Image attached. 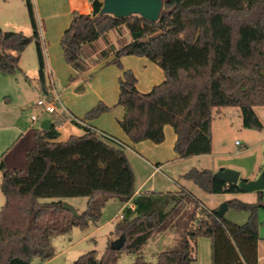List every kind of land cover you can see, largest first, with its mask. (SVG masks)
I'll return each instance as SVG.
<instances>
[{"label": "trees", "instance_id": "obj_1", "mask_svg": "<svg viewBox=\"0 0 264 264\" xmlns=\"http://www.w3.org/2000/svg\"><path fill=\"white\" fill-rule=\"evenodd\" d=\"M103 0L91 1L88 13L72 12L69 26L60 38L65 62L77 73H85L88 61L120 66L124 55L145 56L163 70L164 78L147 92L137 89V79L124 69L118 79L117 105L123 116L119 125L132 142L150 140L160 144L164 126H171L177 158L209 154L210 126L215 109L238 107L242 127L261 130L254 107L264 106V0H165L157 21L138 15L115 18L100 14ZM31 33L5 31L0 27V72L19 71L24 48L34 43L38 81L43 92L44 59L32 0H25ZM125 25L130 40L117 47L96 50L94 43L106 32ZM112 51L113 57L107 60ZM75 77L72 76L71 80ZM100 101L84 119L107 111ZM82 119V120H84ZM63 115H53L48 130L35 129L34 145L25 152L24 171L7 169L0 162V264H31L33 258L47 260L55 254L54 236L73 227L86 228L97 222L102 207L111 198L124 206L123 217L109 236L124 235V245L115 250L110 240L100 255L96 249L76 257L73 264H113L123 251L133 255L129 264H151L143 257L147 240L175 227L178 243L158 253L156 264H192L188 236L207 237L211 264H258L257 210L262 203L237 198L228 208L249 212L244 223L231 222L217 209L201 207L199 198L180 187L177 191L134 195L135 175L122 148L84 128L81 135L58 141L56 124ZM214 172L190 168L181 175L210 194L242 192L237 184L214 178ZM86 197L80 216L62 207V201ZM201 207V208H200ZM198 208L199 211H198Z\"/></svg>", "mask_w": 264, "mask_h": 264}, {"label": "rangeland", "instance_id": "obj_2", "mask_svg": "<svg viewBox=\"0 0 264 264\" xmlns=\"http://www.w3.org/2000/svg\"><path fill=\"white\" fill-rule=\"evenodd\" d=\"M164 1L165 0H163V2ZM0 27L5 31H21L25 35H29L31 33L25 0H0ZM129 40L130 33L123 24L116 27L115 29L107 31L106 36L104 38L98 39L94 43V46L98 51H100V49L102 48L109 50L110 46H113L110 44V42L114 43V45H118L119 43H123L124 41ZM47 47L48 51L50 52L51 58H53L56 54L57 49H59L60 51V40L54 41L52 45L50 42L49 45L46 46V48ZM22 52L23 70H29L30 68H33L36 64L37 57L34 43L28 44ZM124 56L127 57V60H123L120 58V66L115 63H107L106 65L101 66L99 65V63L93 64L95 63V59L99 58L98 55H95L88 61V64H90V69L85 73L79 74L72 68H70V66L65 62L62 53L63 65L66 68H64L62 64L61 66L53 65L54 73L52 76L50 75V77L46 79V83L48 84L49 79H52L53 86L56 87V90L60 95L61 104H63V106L68 110H72V107L76 108V112L74 113L82 119H84L85 114L90 111V109L94 107L99 101L106 106H109L107 111L90 117V119L87 120L95 119L109 125V127L113 130H119L120 135L118 136H120V138H122L124 141H127L131 146L135 147V149L139 150L143 156L147 157L152 162L153 160L150 154L146 152L145 149L141 151V148L145 143L151 144L152 148L154 149L160 148L161 151H159V154L164 158H170L174 154L175 159H178L177 155L173 151V146L170 145L171 141L168 138H165L160 144H154L147 139H143V141L139 142H132L131 139L127 137V135H125V133L121 129L117 120L120 116L121 110L120 106L116 105L118 97V77L122 76L124 69H130L137 79L136 84H138L139 89L151 88L149 84V77L147 75L149 69H146L143 65L140 64L138 60L140 59V57L133 55ZM54 58L53 64H56ZM72 76H74L75 78L71 80ZM39 96L42 97L43 94H40ZM28 98H31L32 100H34L33 102H35V100L37 99V95L30 94ZM36 110L39 111L40 108L37 107ZM261 110L262 109H258V112L264 119V114L261 112ZM56 115H63L65 120L71 118L67 113L63 112H60ZM239 129L240 130H233V132H231L230 138L226 143V149L231 153H234L235 151L244 152L240 156L232 154L231 158L234 157L236 159H241L244 164L249 167V169L253 168L254 171H256L255 173H258V170L256 168L261 167L262 169L264 165V143H260L262 139H264V129H262L261 131L251 129L248 132L247 130H243L241 126ZM248 134H254L255 137L253 138L251 136H246ZM237 142L240 144H238ZM124 154L126 156H131L130 160L132 161V165L135 168V172L137 174L136 183L134 182L135 188V186L143 182L145 178L151 173V169L135 155L129 154L128 150L124 151ZM197 159L200 160L198 161ZM197 159L191 156L179 160H173L170 162L168 168H162V174L158 173L151 176L149 183H152L154 187L156 189H159L160 191H175L178 190V186L180 185V183H185L188 189H190V191L197 198L199 197L201 201L205 203L206 206H208V208L212 209H215V207L218 208L222 203H220V201L226 197L229 199L233 198V196L239 199L242 198L243 201L247 203L255 202L257 200L255 191H242L233 194H210L202 191L193 183L184 181L181 176L179 177L180 173L187 171L191 167H196L197 165H206L211 162L210 156H201ZM21 171H24V167H22ZM168 177H170V179H168ZM253 177H256V174H254V176L249 175L248 177L240 175V178L245 180L253 179ZM148 184L145 186L144 190L148 187ZM262 192V203H264V190ZM66 201L71 204L74 209H77V211L81 213L86 208L87 198L75 196L73 198L66 199ZM3 203L4 196L0 192V207ZM121 205L123 204L119 202L118 199L111 198L110 200L106 201L104 206L102 207L103 209L97 222H89L87 227L84 229L76 227L73 234L70 233L54 236L52 238V244L55 246V249H59V246H61L59 244V241H61L62 239L69 241V243L71 244L77 241L74 247L67 254V256H65L64 261L62 260V264H73V261L78 255L89 250L96 249L98 255H100V253H102L107 246V239L111 241L112 239L117 237L113 235L109 236V233L111 232V230H113L114 223L119 220L116 219V216L121 213ZM248 215V211L236 209L233 207L227 209L224 217L230 221L234 220L235 222L244 223ZM257 222L259 236L258 252L259 255L264 256V206H260L257 210ZM86 233H91L90 237L79 241L77 240L81 235H84ZM164 233H169V235H165L163 239H157L160 234ZM68 237H70V239H68ZM179 237L180 231L177 235L169 230H164L161 233L152 235L149 238L150 240L152 239V241H149L148 239L146 245L142 250L144 259L146 261H150L151 264H156V257L158 253L177 244ZM196 241L197 243L195 252L197 260L194 261V264H204L205 260L206 264H210V242L208 241V238L199 236ZM132 259L133 255L131 253L128 254L126 251H123L117 262L113 264H129L131 261H133ZM47 260H39L38 258H33L30 263L54 264V262L52 261L46 263ZM262 263H264V257Z\"/></svg>", "mask_w": 264, "mask_h": 264}, {"label": "crops", "instance_id": "obj_3", "mask_svg": "<svg viewBox=\"0 0 264 264\" xmlns=\"http://www.w3.org/2000/svg\"><path fill=\"white\" fill-rule=\"evenodd\" d=\"M32 4H33L34 17H36V21H37L38 33L40 34L41 49L43 52V59H44V67H43L44 79H45L44 85L46 87L47 86L46 79L49 78L50 75L52 76L54 73L53 65H56V66L57 65L61 66V64L63 65V59H62L63 51H61V47H60V51L59 49H57L56 54L54 55L55 58L53 57L56 63V64H53L54 60L53 58H51L50 52L48 51V47L46 48V46L49 45L50 42L52 45L54 41L60 40L61 36L63 35L62 34L63 31L70 24L73 11H77L79 13L90 12L91 11V1L89 0H32ZM110 44L113 45L114 47H117V45H114V43L112 42H110ZM22 53L19 59V71L17 73L10 75V74L0 72V162H2L3 165L7 169L9 170L15 169L20 172H21L22 167L25 168V158H24L25 152L34 145L33 132L35 129L40 128V123H41L40 121L43 119H49V122H51V124L53 123V115L42 113L41 110L37 111L36 110L37 108L33 107L34 100H32L31 98H28L30 94L37 95V98H39L40 97L39 95L44 94V92L42 88L40 87V84L38 81L37 57H36V64L33 68H30L29 70H23ZM36 56H37V53H36ZM112 57H113V54L111 51L110 55L107 57V60H110ZM121 59L127 60V57L123 56L121 57ZM138 60L141 65H143L146 69H149L147 75L149 77V84L151 88L155 85H158L160 81H162L164 78L163 70L161 69V67L157 66L155 63H153L151 60H149L145 56H141L140 59ZM99 65L103 66L104 61L100 62ZM89 67H90V64H89ZM64 68L66 67L64 66ZM73 70L76 71L75 69ZM119 78L120 77H118V79ZM136 85H137V89L140 92H147L151 89L150 87H149L150 89H139L138 84ZM118 92H119V85H118ZM263 108L264 106L254 107V112L256 116L260 119L263 125L262 129H264V119L263 117H261L260 113L258 112V109H262L261 112L264 114ZM65 110L67 111V114L71 118H68L67 120H65L64 118V120L61 123L55 125L58 131V137L56 138L58 141H64L66 140L68 136L73 135V134L81 135L84 133V128L89 129L91 127L107 135L109 134L113 136L114 138H117L118 140H120L125 145V148H123V151L128 150L129 154L135 155L137 158H139L143 163H145V165H147L151 169V173L145 178V180L141 182L139 185L135 186L134 195L136 196L140 193H145V192H156V193L165 192V191H160L159 189H156L152 183H149L150 177L158 173L162 174L163 173L161 171L162 168H168L171 161L179 160L183 158L179 157L178 159H175L174 154L170 158H164L160 156L159 154L160 153L159 151H161L160 148L154 149L152 148L151 144L145 143L143 147L141 148V151L145 149V151L150 154L153 160L152 162L147 157L143 156L139 150L135 149V147L131 146L127 141H124L122 138H120V136H118L120 135L119 130H115V129L113 130L109 127V125L105 124L104 122L95 120V119L82 120V118L78 117L74 113L76 112V108L74 107H72L73 111L68 110L67 108H65ZM120 110H121L120 116L117 119L118 122L123 116L122 106H120ZM34 113L38 114V120L35 122H31L30 115ZM212 118L213 119H212L211 126H210V133L212 135L211 150L209 154H198L197 156H193L196 159L200 158L201 156H210L211 162H209V164H206V165H201V166L197 165L196 167H193V168L208 169V170L213 171L214 173L218 169H223V168L232 169L233 168V169L239 170L240 175L244 177H248L249 175L254 176V174H256V177H257L258 174L262 171L261 167H257L256 169L258 170V173H255L256 171H254L253 168L249 169V167L246 164H244V162L241 159H236L234 157L231 158L232 154L240 156L244 152L235 151L234 153L233 152L231 153L230 151L226 149V143L228 139L230 138V134L231 132H233V130H240L239 129L240 126L243 130H247V132L251 130L250 128L245 129L242 127V117L240 116L239 108L235 106H230L226 108L215 109L213 112ZM78 120L81 122H79ZM163 131H164L165 138H168L171 141L170 145L173 146L176 136L174 135V132L171 126L165 125ZM246 136L248 137L251 136L253 138L255 137L254 134L253 135L248 134ZM260 143L263 144L264 139H262ZM153 147H157V146H153ZM130 159H131V156H128V160L130 161L132 171L135 174V183H136L137 174L135 172V168L133 167L132 161ZM197 160L199 161L200 159H197ZM185 172L186 171L180 173L179 177ZM1 177L2 176H1V170H0V181H1ZM256 177H253V179ZM250 178H247V179H250ZM168 179H170V177H168ZM184 181H187V180H184ZM147 184H148V187L144 190ZM178 187L179 188L183 187L185 189H188L185 183H180ZM188 190L190 191V189ZM234 193H239V192H234ZM215 194H222V193H215ZM255 194L257 198L256 191H255ZM262 196H263V192H262ZM233 198H236V197L233 196ZM233 198H230V199H233ZM241 199L242 198H240L239 200ZM227 200H229V198L227 197L223 198L220 201V203L221 202L225 203ZM241 201H243V199ZM201 203H202L201 206H203L204 208H208V206H206L205 203H203L202 201ZM124 206L126 205L123 204L120 206L121 212L124 209ZM216 208L217 207H215V209ZM209 209H212V208H209ZM225 213L223 215H225ZM76 227H73L71 231L67 234H70V233L73 234L74 229ZM167 230L172 231V233H175L178 235V230L175 227H170ZM90 234L91 233H86L84 235H81L77 240L79 241V240L88 238L90 237ZM165 235H169V233L160 234V236L157 239H163ZM68 239H70V237H68ZM196 239L197 238H194L192 236L187 237V240L189 241V247H190V257L193 259L192 264H194V261L197 260L196 252H195V247L197 243ZM149 241H152V239L151 240L149 239ZM76 242L71 244L69 243V241L65 239H62L61 241H59V244L61 246H59V249H55V254L53 255V257L48 259L46 263L52 261L54 262V264H62L65 259V256H67V254L74 247ZM258 245H259V241H258ZM257 257H258V264H264L262 263L264 256L259 255L258 246H257ZM204 262H205L204 264H206V260ZM210 264H211V260H210Z\"/></svg>", "mask_w": 264, "mask_h": 264}, {"label": "water", "instance_id": "obj_4", "mask_svg": "<svg viewBox=\"0 0 264 264\" xmlns=\"http://www.w3.org/2000/svg\"><path fill=\"white\" fill-rule=\"evenodd\" d=\"M93 1V0H89ZM163 0H103L102 7L99 11L100 14H110L115 18H123L129 15H138L144 19L155 22L159 18V13L162 8ZM40 128L48 130L51 126L49 119H43L40 121ZM214 178H218L227 184H237L244 192L264 190V165L262 171L257 178L245 180L240 178L239 171L235 169H218L214 173ZM62 207L68 210L73 217L80 216L81 213L74 209L66 200L62 201ZM227 210V205L221 203L217 209L219 215H223ZM124 235H120L111 240L110 248L119 250L124 245Z\"/></svg>", "mask_w": 264, "mask_h": 264}, {"label": "built area", "instance_id": "obj_5", "mask_svg": "<svg viewBox=\"0 0 264 264\" xmlns=\"http://www.w3.org/2000/svg\"><path fill=\"white\" fill-rule=\"evenodd\" d=\"M46 87H47L46 93H44L42 97H39V98H37V100H35V102L33 103V107L34 108L39 107L42 113H46L49 115H55V114H58L60 112L67 113V111L63 107V104H61L60 95H59L58 91L56 90V87L53 86L52 79L51 80L49 79V83L47 84ZM30 120H31V122L37 121L38 120V114H36V113L31 114ZM79 122H81V121H79ZM89 130L90 131L92 130L99 137L117 145L118 147H120L122 149L125 148V145L120 140H118L117 138H114L113 136H111L109 134L107 135V134H105L101 131H98L92 127L89 128ZM126 206L131 208V209L134 208L133 205L129 202ZM201 207H203V206H201ZM200 208H198V211ZM122 217H123V214L121 212L116 216V219H121Z\"/></svg>", "mask_w": 264, "mask_h": 264}]
</instances>
